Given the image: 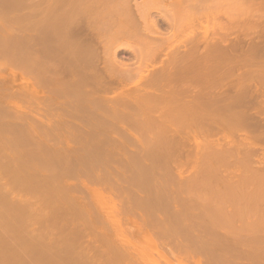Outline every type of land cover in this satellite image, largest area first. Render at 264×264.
Instances as JSON below:
<instances>
[{
	"label": "rangeland",
	"instance_id": "1",
	"mask_svg": "<svg viewBox=\"0 0 264 264\" xmlns=\"http://www.w3.org/2000/svg\"><path fill=\"white\" fill-rule=\"evenodd\" d=\"M19 1L20 0H0V264H71V261H73L72 264H142L144 262H142L137 256H135V253L133 254V252L137 248H139L140 250L144 249L146 250V252L150 253L148 257L149 259H151H148V261H150L149 264H264V210L255 208L241 211L238 209L239 207H235V209L233 207L232 209V206L229 207L230 203L227 197V202L229 204H227V202L225 201L226 198L224 196H227L225 190L224 193L223 191L219 192V188H212V186L210 187V185H207V183V186L205 185V187L203 184V187L202 185H200V183L196 182V180L200 178L198 170L201 171L198 166L196 167L197 170L196 168L191 169V164L186 163L184 166L182 165V167L179 166L181 168L180 169L178 167V163L177 166L175 163H173L176 162V160H178L177 162H179L178 153V155L172 153V158L177 159L172 160V158H170V160L173 161L171 162L169 160V154L167 155L166 152H163L167 150V145L169 144L167 143L168 140L165 137L166 132L161 128L160 124H156L158 126H152L151 121L148 120L152 114L149 113L150 111L148 112L147 106H141L142 108L144 107V110L141 108L143 110L142 111L138 110V105H140L139 101H131L132 99H134L132 97L131 99H122L120 97V99L118 97L115 98L117 92L116 90L120 88L119 86V88L117 87L118 89L115 87L117 83H111L114 95L112 94L113 92L111 91V89L108 90L111 91L110 93H108L107 91V95L108 97H110L108 100L106 98H98L94 100L89 97L87 98L86 96H84V94L81 95L80 93L79 95V92H76L77 89L75 91V88L74 90L72 89L73 87L70 89L71 92L65 95V89L63 93H61L58 89L57 91H55L56 88H59L61 90H63L62 87L65 88L64 82H62V79L60 78L62 76L60 73L61 71L60 69H58V72L57 68H55V72L59 74H53V76H57V78L53 76L52 78H54L55 83L59 79L56 86L60 82L62 83L61 86L58 85L57 87H55V83L52 82L53 79L51 78V81L49 80L47 83L49 85H47L45 89L47 90L46 95L48 92L49 93L47 98L45 95V100L43 102L40 101L41 97L42 99H44L42 95L41 97H39L36 92L30 91V87H32V85L40 86L37 79L38 77H40V70H45L48 73H51L54 70V66H56L55 64H58V59L61 60L59 54L62 50L58 49L54 54V51L52 50V44L54 40H58L59 37L63 34L62 32L64 31L62 30L65 28L62 29V27L69 26L67 25L69 23V19L72 23L70 24L73 25L78 21L82 22L80 20L81 18H84L83 21H86L89 16L91 18L94 17L91 15L95 13V18L97 20L101 19L100 22H102L103 20L106 21L105 18L107 17V15H109V19L112 14L114 15L116 13L115 15L117 17L115 20H113V17L115 16H111L113 22H115L117 18H120V20H124L128 15L127 14L125 16V12L127 9H125L124 12V7L121 8V6L125 5V2H127V0H123L124 4L121 0H98L97 4L100 1L102 2V5L95 4L94 6L93 4V8H91V2L95 3L93 0L90 2L89 0H73L74 2L71 0H69L70 2L68 0H58L63 4H56L55 2H58L57 0L55 2L53 1V3L55 4L54 6L51 5L52 7H54L55 9L57 8L58 10L63 9V11L60 10L61 12L58 10L55 11H58V13H63L65 11V13H59L57 16H60L57 17L54 16L55 13H51L52 10L49 12V15L47 11L44 12L45 14L47 13L48 17L46 15L45 17H47L48 23H46V28V24L43 26L46 30L42 28L45 31L43 34L46 35H44L45 38H42L43 40L46 39V41H44L46 42L45 44L41 43L43 44V46L40 44V37L43 32L42 29L40 30V22L42 23V21H46V18H42L44 20L41 19L43 14L40 12L42 11L41 7L45 9L43 7L44 5L41 3L43 1L32 0L33 2H28L27 0L24 2L21 0V4L19 3ZM44 1L46 2L47 0ZM66 1L71 5L68 6ZM106 1H108L109 3H107ZM136 1H144L137 2V4L140 3L144 6L147 5V7L151 6L152 3H156L154 5L155 7L159 6L158 11L157 8H153L154 6L152 8L150 7L152 10L154 9L153 11L151 10V15L152 17H154V20L155 18L157 19V23L164 33L162 35H165L169 40L172 36V33L170 32H175V28H171L173 26L171 25V19L173 20L175 18L171 16L173 15V13H169V11H172L174 7L173 9H171L172 7L170 5L168 7L169 0H166L167 3L165 2V0H129V3L131 2L129 8L133 7L134 4H136ZM146 1L150 2L147 3ZM261 1L264 2V0ZM22 2L25 4H22ZM64 2L67 5L68 9L64 6ZM157 2L159 4L161 2L162 3L159 5ZM215 2L218 1L216 0ZM263 2H255L256 4L254 6L256 7V11L253 9L251 11H255V14L250 12L251 14L249 16V11L246 13L242 12L243 14L240 12V15L244 16V18L240 17L237 22L233 21L234 23H232L229 19V22H231L232 24L228 22L226 16H220V13L218 15L216 14V18L220 16L219 18L222 19V21H220L224 23L225 21H227L228 24L226 23V25L231 27L230 32L226 34V37H224V34L215 33L217 31V28L214 29L213 26H215V24L213 23L214 20L216 21L218 18L216 19L214 16H212L211 13H209V16L206 17L208 14L205 11V13H202V11L200 10L203 15L207 14L203 17L200 11H195L199 15H193V13H195L193 12V10H189V12L192 11L190 13L187 11V13H181L178 10H174L176 13L175 15H181L180 17H182L181 19L185 23L186 21L187 23H189V16H195V20L197 17L196 15H198V19L202 18L201 20H199V25L198 22L196 23L199 27L196 25L197 28H194L195 30H198H196V32L198 33L195 32L196 35H194L193 32L192 34L191 32L189 33L198 38L200 37L199 39H201V37L202 39H204L203 37L207 36L205 37V39L208 38V40H212L215 36H218L219 38H222L223 36L224 38L228 39L227 41L229 42V46L233 45L234 43H242V45L246 47L252 45H260L262 47V51H260L256 56L257 63H252L250 58H244L243 56H240L238 65L231 67L230 71L223 72L222 74H220L221 77H218L214 79V81H211L209 83L210 85L212 84L217 87H226V90H229V100H232L231 96H233L234 94V85H238L240 83V80H242V83L245 84H261V94L250 99V101L256 102V104L252 106L251 110H253L254 113L256 110L257 113L254 114V117L259 118L257 120L261 119L260 122H263L262 124H264V106H262L263 102L261 105L258 103V101L264 100V75L252 77L249 72H251V70L254 68L264 70V10L262 11L263 13L261 12V9H264V5L262 4ZM49 3H45L46 10L48 9V7L49 9L52 8L50 7L51 3ZM47 4H49V6ZM118 4L120 8L119 6H117ZM169 4H173L171 3V0ZM60 5H62V8L59 7ZM100 5L102 6V10H100L101 8L99 9ZM174 5L175 4H173V6ZM218 5V3H215L214 5L212 4L209 6H211V9H213L214 7H218ZM63 6L67 9L68 12L69 8H71V10H73L74 12H71L70 10L71 15H69L70 13L67 15L66 9L64 10ZM71 6L73 8L76 6L77 10H74ZM104 6L106 7L107 11ZM127 7L125 6V8ZM94 8H96L95 11L99 9L100 13L99 10L96 13L93 10ZM114 8H117L116 10H118L119 12L115 11ZM89 9H92L90 10L92 12L89 13ZM103 9L105 10L104 12ZM110 9H112L114 13H112L113 11ZM135 9L137 14L131 9V11L133 12L132 15H135L133 17L138 20L136 21L133 17H131L132 20L134 19L137 23H139V21H142L141 23H139V27L145 26L143 23V21L145 22V20L142 19L138 14V8L136 7L133 10ZM179 9H181V7ZM106 12L109 13L106 15ZM122 12H124V16L121 14ZM50 13L53 15V17L57 18L55 25H52L50 23L51 21L56 19L52 18L53 20H51L50 16L52 15H50ZM74 13L77 17L74 16ZM102 13L105 14L102 15ZM237 13L239 15V12ZM260 13H262L263 16ZM65 14L67 15L66 18H64L66 16ZM99 14L102 16L100 17ZM210 14L212 17H210ZM183 15H188L189 18L186 19L187 16ZM200 15L202 17H199ZM238 15L236 16L238 17ZM63 18L65 19V21L68 19V23H65ZM139 18L141 19L139 20ZM207 18H209V24L205 23L206 21H208ZM211 18L212 25L210 24ZM252 18H256L254 19L256 20V23L254 22L252 24ZM96 19L95 21H97ZM127 19L131 20L130 17L126 18V21L124 20V26L129 24V21ZM61 20H63V22H61ZM179 21L177 22L179 23L178 26H183L184 28L180 27V29L182 28L181 30L184 29L186 30V32L183 31V33H179L178 35L180 29L178 26H176L179 31L176 30L178 32H176V34L172 36L173 39L169 40L173 43L174 41L175 43L179 42L176 43L177 46L171 42H168V40L166 41L165 36V39H163L165 40V42L171 43L173 44V46L175 45V51L178 50L180 52L181 50V52L183 53L186 48L184 47L185 44L188 43L187 46L190 48L193 45L192 42L190 44L188 42V40L192 39V37L188 35V24L186 23V26H188V28L186 27L185 29V24ZM201 21H204V23L202 22L203 25L201 24ZM174 22V25H176L177 23L175 20ZM238 22L240 24L242 23V26L240 29L234 30L233 27ZM63 23H65L66 25L62 26L61 24ZM204 24H207L209 26L211 25V27H206L207 25ZM210 28L212 31H210ZM128 29H130V27ZM140 29L145 30L143 29V27H141ZM140 29L139 32L142 31ZM213 30H215V32H213ZM206 31L207 34H204L206 33ZM105 32L101 33L102 36L108 34ZM139 34H135V36L138 35L141 37V34L143 35L146 33L142 31V33L140 32ZM147 34L144 36H149V32ZM108 35H110V33ZM108 35L105 36L106 39H108ZM111 35L109 37H112ZM125 35H119L118 39L119 41H121L120 44H122V42L128 43L129 41V43L132 42V46H130V44L128 43L127 46L125 45V47L122 44V47H118L119 49H116L118 52V56L119 58L122 57L125 62H128V65L131 61H134V63L132 62L130 66L133 67V71L138 68L140 72V69L146 67L142 65L143 68H139L141 64L138 65V52L137 54L134 52L138 50V45H144L145 48L146 45L144 43H139L140 41H138V39L140 40V37L137 36L136 38L133 36L134 34L130 35V33H126ZM186 35L190 37V39H185L187 38ZM152 36L154 37L155 35L152 34ZM237 36L239 38H242V41H237ZM121 37H123V39H121ZM124 37H126V39ZM128 37L134 39H131L132 41H130V39H127ZM149 37H151V35ZM216 37L214 39H216ZM102 39L103 38L100 39V43ZM183 39L187 40V43L183 41ZM168 43H166V46L168 48L165 47V49H167V51L169 52L171 44H169V47V45H167ZM165 49L163 51L166 52ZM41 50H43V54H45L46 58L41 53ZM202 51L203 49L200 52ZM165 52L163 54L164 58ZM133 53L136 54V56ZM170 54H172L171 51ZM159 55L156 57H154V55L149 56L152 57L154 61L152 58H150L152 60L148 61L146 59L148 62H145L150 64V61H152V63L154 62V65L158 64L159 62L163 63V61H159V59H165L161 57L162 55ZM173 55L174 54H172V56ZM42 56L44 57V59ZM135 57L136 59H134ZM149 57L147 58L149 59ZM55 59L57 60L55 61ZM136 60H138V62ZM41 63L44 64L42 69L40 66ZM152 63L150 65L148 64V68H150L151 65L153 66ZM52 64L54 65L52 66ZM135 64L138 65V67H136ZM45 65H47L46 67L49 69H47ZM102 65L104 66L103 62L102 64H100V66L103 67ZM133 65H135L136 68ZM144 65L147 66V64L145 63ZM135 71L137 72V70ZM132 76L134 77V75H131V80L129 77L127 80V82L130 84L134 80H132ZM135 76H137V74H135ZM138 77L139 76H137V78ZM119 84L121 83H118V85ZM28 85H30L28 88L30 89L29 92L28 89L24 90L26 89V87H28ZM49 86H51L50 89H47V87L49 88ZM120 86L123 85L121 84ZM131 86L132 87H130V91L131 89L135 88L133 83L131 84ZM51 88L53 90H51ZM119 90H121V88ZM39 93L40 92H38V94ZM132 94L136 96L134 93ZM91 100L93 101L91 102ZM128 100H130L131 102H128ZM125 101H127L129 104H124ZM131 103L133 104L131 105ZM104 106L106 107V109ZM92 107H94V111ZM91 109L92 112H90ZM135 109L138 112H136ZM125 111L129 119H127ZM86 112H88V115ZM139 112L142 116L144 115V120L146 122L148 121L147 124L144 125L140 123L141 120L142 123H146L143 120L142 116L141 118L140 116H138V119L134 118L135 116L140 114ZM132 113L135 116H133ZM58 114H60V116H58ZM97 114L100 116L97 117ZM83 116L84 118H81ZM68 117L69 119H72L67 120ZM60 118H62L63 120ZM125 119L129 120V123ZM136 119L139 120L138 123L140 125H138ZM75 120L76 122H74ZM61 121H66L65 124L67 123V127ZM121 121L124 123V125H126V127L128 126V128L126 129L127 131H125L126 127L123 126V123ZM131 121L134 123H131ZM30 123H33L34 126H32V124ZM71 123L74 124L75 127L71 125ZM130 123L131 125H129ZM150 124L152 127L150 126ZM101 125H103L104 127H102ZM111 126L112 128H110ZM129 126H131L132 128H129ZM149 126L151 127V129L153 128L156 131L157 135L155 134V131L152 132L153 129H147V127ZM224 127V129L219 127L216 128V131L218 130L217 132H220L219 134L220 137L222 136V138L223 134H225L224 136H227L228 134L226 133L234 130V128H231L232 126L229 128L227 127V125H225ZM261 127L262 126H260V128H251L252 134L256 136L259 135L258 133L264 132V128ZM97 128L101 132L98 131ZM129 129H133V132L130 133L131 136L128 132ZM214 130L215 129H213V131ZM240 131L243 132L244 130ZM189 132L188 134H185L188 137H186L187 139H189ZM217 132L216 134L219 136ZM203 133L204 132L202 130H197L194 131L193 134L195 138H198V140H200V142H204L205 146H201L203 142L200 143V148L202 147L201 149H205L206 147L210 148V146H208L207 144L209 142L207 141V139L209 138ZM133 134H136L135 138ZM214 134L215 133L212 132L211 134L210 132L209 137L212 135L214 136ZM216 134L215 137H217ZM235 135L234 136L237 137V140L238 138L240 139V137L237 136L236 131ZM137 136L138 138H136ZM161 136L163 137V140H161ZM157 137L158 139H156ZM192 137L190 136V139ZM205 137L207 138L204 141L203 138L205 139ZM220 137L217 138L220 139ZM165 138L167 142H165ZM158 140L161 141L157 142ZM189 140L188 142H186L187 144L191 143L190 146L192 147L193 145H196L192 144L195 141L191 139V142H189ZM222 142L226 145L228 144V141ZM261 143L264 144V142ZM259 150L260 151L258 152H260L259 154H261L262 157L263 149L259 148ZM166 156L168 157V159H166ZM181 164L182 163H180V165ZM175 168L177 170H175ZM203 170L205 171L204 168ZM177 172L179 174H177ZM181 172L185 173L182 174L184 175V178L182 177L183 179L178 176L181 174ZM192 172L194 173L191 175ZM196 174H198V177L196 176L194 179H192L191 177L193 175L195 176ZM222 189L224 188H220V190ZM70 190L72 193L70 192ZM215 192H217L218 194ZM219 193H222L224 195H220ZM98 204L102 206H100V209H97L99 208ZM223 205L225 207H223ZM53 209H55V211ZM220 209L223 211L220 212ZM215 211L217 213H220L217 214L215 213ZM92 214L95 217H93ZM58 215L60 216V218H58ZM109 217L110 219L112 218L111 221L113 220V218H120L121 221H119V223H121H117L120 226L114 225V223L111 224V221L109 223ZM103 218L106 220H104ZM94 219L98 220L94 221ZM116 226H118V228ZM79 236L82 237L80 238ZM91 237H93L94 239ZM71 239H73L72 242ZM84 239H86V241ZM66 240L68 242H66ZM101 240L102 242H104H100ZM125 240L126 242L128 241V243L130 242V245L126 243L129 245V250L131 248L132 250H134L132 251L131 255H129L131 252L129 253V250H126L127 246L124 243ZM76 241L79 243H77ZM91 241V245L90 243H85ZM74 242H76V244ZM83 242L86 247L84 245L82 246ZM114 242L119 248L123 246L121 247L123 249L121 250L120 248L121 251L118 250L119 248L117 249V247H115L116 250L113 249V246L115 245ZM119 243L122 244L120 245ZM102 245L103 247H101ZM110 245L111 247H108ZM83 247L89 249L84 250ZM100 247L102 248V250ZM81 248L83 250H81ZM90 248H93V250ZM110 249L111 252L113 250L112 253L109 251ZM78 250L80 251V253L78 252ZM90 250L92 252L95 251V255L92 254ZM98 251H100L101 254L104 253V255L102 254V257L104 258L100 256V253ZM124 251L127 255L124 253ZM121 252L122 254L119 255V253ZM81 254L84 256H81ZM91 255L95 257H92ZM106 256H108L109 258ZM133 257L135 259L137 257V260H139L141 263L139 261L136 263L135 261L137 260H134ZM79 258H82V261H80ZM90 258H92V261ZM93 258L95 260L97 259L98 261H93ZM101 259H103V261H106L103 262ZM133 260L134 262H132ZM60 261L62 263H60Z\"/></svg>",
	"mask_w": 264,
	"mask_h": 264
},
{
	"label": "bare ground",
	"instance_id": "2",
	"mask_svg": "<svg viewBox=\"0 0 264 264\" xmlns=\"http://www.w3.org/2000/svg\"><path fill=\"white\" fill-rule=\"evenodd\" d=\"M22 1L25 2L27 0H22ZM30 1L33 2L32 0H28V2H30ZM42 1L45 2L44 0H42ZM49 1H50L51 4L49 3ZM49 1L47 0L45 3H49L50 7L54 6L55 3L56 4L60 3V1H58V0H57L58 2H55L56 0H49ZM53 1L55 3H53ZM71 1H73V0H71ZM90 1H92V0H89V2ZM93 1L95 3L91 2V6L93 4H94V6H95V4L96 5H99V4L102 5V2H100L101 0L99 1L98 4H97L98 0L97 1L93 0ZM109 1H112V0H109ZM121 1L124 4L125 0L124 1L121 0ZM130 1H132V0H130ZM215 1L216 0H171V3L175 4L173 6V4H169V2H170V0H169L168 1V7H169V5L172 7L171 9H173V7H174V9L172 10L173 12L168 7L167 8L170 10L169 13L170 14L173 13V15L176 14L175 11H177V10L179 12H181V13L186 12V11L189 12V10H193V12H195V11L198 12V11L201 10L202 13L205 11L208 14V15L204 14L205 16L207 15L206 17H208L209 13H211L212 16H214L215 18H216V14L218 15L220 13V16L224 15V16L227 17L228 22H229V19H230L231 22L234 23V22H237L240 17L244 18V16L240 15L242 12L246 13V12L249 11V16H250L251 13L255 14V11H256L255 8L256 7L254 5L256 3L263 2L261 0H217L218 2H215ZM43 2H41V3L44 5L43 7L45 9H43L41 7L42 11H40V12L43 13L41 19L42 18H44V19L46 18L45 20L47 21V17H48L47 13L49 15V12L51 10H52L51 11L52 14L55 13L54 16H57L61 11H63V9L62 10L60 9L61 10L60 11L57 8L55 9L54 7L49 9V7H48L49 4H47L48 5L47 6L48 9L46 10L45 3H43ZM69 2H67L68 6L71 5V4H69ZM106 2L109 3L108 1H106ZM137 2H144V1H136V4H137ZM148 2H150V1H148ZM165 2H166V0H165ZM165 2H163V3H165ZM19 3L21 4V0L19 1ZM117 3H118V1H117ZM210 3H212L213 5L215 3H218L219 5H218V7L212 6V7L216 8V9L213 8L214 9L213 10V9H211V6H209V5H212ZM22 4H25V3L22 2ZM64 4H65V2H64ZM104 4H106V3H104ZM123 4H120V5H123ZM130 4H131V2L129 3V0H127V2H125V5L121 6V8L124 7V9H123L124 12H125V9H127L126 12H128V13L125 12V16L128 14L126 18L130 17V19L132 20L131 17L135 16V15H132L133 14L132 11L136 12V9L135 10H133V9L137 7L138 8L137 10H139V13H138L139 16L142 19L145 20V22L143 21L145 26H141L145 30L140 29L141 27L138 26L139 23H141L142 21L141 22L139 21V23H137L136 21L138 19L136 20L134 17L133 18L136 21L134 19L132 21L127 19L129 21V24L128 23L127 24L129 25L130 29H128L129 28L128 25L124 26L125 25L124 22L126 21L125 20L126 18L124 19L125 21L122 20V19L120 20V18H117V20L119 19L118 21H123V22H118L117 20L115 22H113L112 21V17H111L113 14L108 19L109 15H107V14L109 12H106V15H107V17L105 18L106 21L103 20L102 22H100L101 19H98L99 20V23H98V20L95 18V15H94L95 14L94 11H95L96 8L93 9L94 10L93 11L94 14L91 15V16H94V17L91 18L89 16L90 15L89 14L88 15L89 17L86 19V21L85 20L83 21L84 18L83 19L81 18L80 20L82 22H79L78 21L79 18H78L77 21L79 23L77 21H75L78 24L76 23V24L71 25L72 23H71L70 19L69 20L67 19L69 21V23H68L67 20L65 21V19H64V18L67 17V15L70 13V10H71V8H69V12H68L67 11L68 7L65 4L64 6L67 7V9L64 6H63V8H64V10L66 9V14L67 15L65 14L66 16L65 17L63 16L64 17L63 20L65 21V23L67 22L68 23L67 25H69V26H65L66 25L65 23H63L64 25L61 24L62 26H65V27H62V29L65 28V29L62 30L64 32H62L63 34L61 33L62 35L59 37V39L58 40H54V42L52 44V50L54 51V54H55L56 50H58V49L62 50L61 53L59 54L60 57H61V60L58 59V61H59L58 64L54 63L56 66H54V70L52 69L53 71L51 73H48L45 70H40L41 71V73H39L40 77L37 78L38 79V83L40 84V86L32 85V87H30V89H31L30 90V89H28L30 85H28V87H26V89H24V90L28 89V92H29V90L32 91V92L34 91V92L37 93V95L39 97H41V95H42L43 98H44L45 95H46V91H47V90H45L46 86L49 85V84H47L48 81L49 80L51 81V78H52L53 74L54 75L59 74V73L55 72L56 71L55 68H57V71H58V69H60V71H61L60 73H61L62 76L61 77L59 75L58 76L62 79L61 81L64 82V85H65V88L62 87L63 90H61L59 88H56L55 91H57V89H58L61 93H63V91L65 89V92H66V93L64 92L65 95H67V93L69 94V92H71L70 89L73 87L72 89L74 90V88H75V91L77 89L76 92H79V95H80V93H81V95L84 94V96H86L87 98L89 97V98H91L93 100L94 99H98V98H101V99H105L106 98L108 100L110 97H108L107 94L112 91L111 83H115V84L117 83V85L116 86L114 85V86L116 88L119 86L121 88V90H119L120 89L119 87H118L119 89L117 88L119 91L116 90L117 92H116L115 98L116 97H118V98L120 97L122 99H125V98L131 99V97L134 98L131 101H133V100L134 101H139V103H140V105H138L139 106L138 110H142V109L144 110V107L147 106L148 112L150 111L149 113L152 114L150 118L148 117L149 118L148 120L151 121L152 126H155L156 124H158V125L160 124L161 128L166 132V136H165V134H164V136L167 138L168 142H167L166 138H165V140H166L165 142H167L169 144L167 145V150H165L163 152H166L167 155L169 154L168 155L169 156V160H170V158H172V156H171L172 153L176 154V155L179 154L178 155L179 156V162H177L178 161V160H176L177 158H172V160L175 159L176 162H173L172 160H170L171 162L175 163L176 166H177V163H178V167L179 166L182 167V165L184 166L186 163H190L191 167H192L191 169H194V168H196L198 166V168H200V170H201V171L198 170V174H199V177L201 179L200 178L197 179L196 182L200 183V185H202V186H203V184L205 186L206 183H207V185L209 184L210 187L212 186V188H216V189L219 188V192L223 191V193H224V190H225L226 191L225 193H226L227 196H224V197L228 198V201L230 203L229 207L232 206L231 207L232 209H233V207H234V209H235V207H237V208L239 207L238 209L241 210V211L255 209V208L264 210V192H263L264 191V144L261 143V142H264V132H262V133L260 132V133H258L259 135H256V136H254L252 134V132H251V128H260V126H262L261 128H264L263 127L264 124H262L263 122L262 123L260 122L261 119L257 120L259 118L254 117V114L257 113V112L255 110V113H254V111L251 110V109H252V106L256 104V102L250 101V99L254 98L257 95L259 96L261 94V91H260V85L261 84H255V85L254 84L253 85L245 84V83H242V80H240V83L238 85L237 84L234 85V94H233V96H231L232 100H229L230 99L229 98L230 97L229 96V90H226V87H222V86L221 87H217L215 85H212V84L210 85L209 84L211 81H214V79H216L218 77H221L220 74H222L223 72L230 71L231 67L238 65L239 64L238 60H239L240 56H243L244 58H250L252 63H255L256 60H257L256 56L258 55V53L260 51H262V47L260 45H252V46L246 47V46L242 45V43H234L233 45L229 46V44H228L229 42L227 41L228 39L224 38V37H226V34H228L230 32L231 27L226 25V23H227V21H225L226 19L224 20L225 23L221 22L222 19L219 18L220 16L217 17L219 20L217 18H216L217 19L216 21L214 20L213 24H215V26H213V27H214V29L217 28V31L215 32V30H213V32H215L216 34L217 33L224 34V37L222 36V38H219L217 36L218 37L217 38L215 36L216 39H214L215 38L214 37L212 40L211 39L208 40V38L205 39V37H207V36H204L203 37L204 39H202V37H201V39H199L200 37L198 38L196 36L191 35L192 32L194 33V35H196V33H198V32H196L197 29L195 30L194 28L195 27L197 28V26L200 23L199 20L202 19V18L198 19V15L199 14L197 12H195V13H193V15L198 14V15H196L197 16L196 20L194 18L195 16L194 17L193 16L192 17L189 16L190 17V21L188 20L189 23H187V21H186V23L188 24L189 28L192 29V30H190L188 28V26H186L187 24L181 19L182 18V17H180L181 15H177V16L176 15L175 16L171 15L173 18H175L173 20L171 19V21H172L171 25H173V26L171 27V25H170V27L173 28V29L175 28V32L174 31L170 32V33H172L171 35L174 36L176 34V32L179 31L180 27L184 28L181 25L178 26L179 23H177L179 20L180 21L182 20L181 23L185 24L184 25L185 29L187 27L188 28L187 31L189 30L188 31V35L190 37H192V39H190V37H188L186 35L187 38H185V39H188V38L190 39V40H188L189 44L192 42L193 46L191 48L187 46V44H188L186 42L187 40L183 39V41H185L187 43V44H185L186 46L184 45V47H186L185 51L182 53L181 50H180V52L178 50H176L177 51L176 52L175 51V49H176L175 45H176V43H179V42L175 43V41L173 40L174 41V43H173V42L169 41V40L173 39L172 36L168 40L167 37L164 35L165 38H166L165 39L164 36L162 35V34H164L163 31H162V29H160L159 24L157 23V19L155 18V20H154V17H152V15H151L152 14V12H151L152 9L151 8L156 3H154V4L152 3V5L149 6V7H147V5L144 6V5L140 4V3H138L139 5L138 4L137 5L134 4V6H133L134 8L133 7L129 8ZM262 4L264 5V2ZM26 5H27V2H26ZM101 5H100V7L98 6L99 9L101 8L100 10H102V6ZM135 5H136V7H135ZM117 6H119V4ZM125 6L126 7L128 6V7L125 8ZM55 7H56V5H55ZM59 7L62 8V5H60ZM158 7L159 6H156V7L154 6L153 8L154 9L157 8V11H158ZM180 7H181V9H179ZM76 8L77 7L75 6L73 9L77 10ZM91 8H93V6ZM119 8H120V6H119ZM105 9H106V7H105ZM112 9H110V10H112ZM116 9L114 8L115 11H118ZM131 9H132V11H131ZM252 9L255 10V11L251 12ZM259 9H261V8H259ZM55 10H58L60 12L58 13V11L56 12ZM90 10H92V9H89V13L92 12ZM98 10L95 11V12L97 13ZM100 10H99V13H100ZM263 10L264 9L262 8L261 12ZM46 11H47V13L45 14L44 12H46ZM72 11L73 10H71V12ZM104 11L105 10L103 9V12ZM106 11H107V9H106ZM121 11H122V9H121ZM201 11H200V13H201ZM236 11L239 12V15H238V13ZM124 12L121 13L123 16H124ZM190 12H192V11H190ZM51 13H50V15H52ZM64 13H65V11L63 13H60V14H64ZM112 13H114V11ZM186 13H184V14H186ZM262 13H260V14H262ZM104 14L102 13V15H104ZM115 14L113 15V16H115V17H113V20H115L116 17H117ZM136 14H137V12H136ZM177 14H178V12H177ZM211 14H210V17H212ZM263 14H262V16H263ZM45 15L47 17H45ZM69 15H71V13ZM102 15H100V17ZM204 15H203V17H204ZM236 15H238V17ZM247 15H248V13H247ZM59 16H57V17H59ZM74 16H76V14ZM74 16H72V17H74ZM153 16H154V14H153ZM183 16H187L186 19L189 18L188 15H183ZM50 17H51V20L56 18V17H53V15L50 16ZM78 17H81V16H78ZM100 17H98V18H100ZM118 17H119V14H118ZM176 17H179V18H176ZM199 17H202V16L200 15ZM206 17H205V19H206ZM223 17H221V18H223ZM70 18H71V16H70ZM94 18L97 21H95ZM141 18H139V20ZM44 19H42V20H44ZM102 19H103V17H102ZM168 19H169V17H168ZM197 19H198V21H197ZM207 19H208V21H206L205 23L209 24L208 23L209 22V18H207ZM252 19L253 20H251V21H253L252 22V24H253L256 21V20H254L256 18H252ZM54 20L50 22L52 25L56 24L57 18L54 19ZM63 20H61V22H63ZM174 20L177 23L176 25H174L175 24ZM257 20H258V18H257ZM46 21H44V22L42 21V23L40 22V26H41L40 30L42 28L45 29L47 27L46 23H48V21L47 22ZM197 22H198V25L196 24ZM202 22L204 23V21H201V24H202ZM210 22H211L210 24L212 25V18H211ZM231 22H229V23H231ZM45 24H46V26L44 28L43 26ZM207 24H204V25H207ZM211 25L210 26L207 25L206 27H208V26L211 27ZM176 26H178L179 29H177ZM241 26H242V23L240 24L238 22V23H236L234 25L233 29L234 30L240 29ZM138 27H139L140 30H142L146 34L149 32V36L151 35V37L144 36L146 34H143V35L141 34V37L137 35L138 37H140V40L138 39V41H140L139 43H141V44L144 43L146 45V48H145L144 45H140L139 46L138 45L139 43H138L137 44L138 47L136 46L138 50H136L134 52L136 54L138 52L137 56H139V58L138 57L137 58H138L140 63L138 62V60H136V61L138 62V65L141 64L139 68H143V66L146 67V68L140 69L141 71L139 72L138 68L135 69L136 67H138V65L135 64L136 67H135V65H133L135 67L134 69L137 70V72H138L137 73L135 70H134L135 71L134 72L133 71V67L130 66L132 64V62L134 63V61L130 62V60H129L130 64L128 65V62H125V60H123L122 57H121L122 59L119 58L118 52H117L116 49L118 47H122V44L124 46L125 45L127 46V44L129 43L128 40L130 39V41H132L134 39V38L132 39V38L128 37L127 38L128 39L127 40L128 43H123L122 42V44H120L121 41H119V39H118L119 35L120 34L125 35L126 33H128V34L130 33V35L134 34L133 36L137 38V36H135V34H139L140 32L142 33V31L139 32ZM181 29L178 32V35H179V33H183V31L186 32V30H184V29L181 30ZM56 30H57V28H56ZM105 30H106V32H105ZM176 30H178V31H176ZM204 31H205V29H204ZM210 31H212L211 28H210ZM44 32L45 31L43 30L42 35L40 34L41 37L39 36L41 38L40 39V44L41 43H44V44L46 43V42H44V41H46V39L45 40L42 39V38H45L44 37L45 34H43ZM102 32H105V33H108V34L110 33V35H111V32H112V35H111L112 37H109L110 35L107 34L108 35V39H106L105 36H107V35L105 34V36H102V34H101ZM190 32H191V34H189ZM152 34L155 35V36L153 37ZM204 34H207V31ZM103 35H104V33H103ZM104 37H105L106 40L104 39ZM168 37H170V36H168ZM101 38H103L105 40L104 41L102 39V41H101L102 44L100 43V39ZM124 38L126 39V37H124ZM163 38L166 41L168 40V42H171V43H173L175 45L173 46V44L165 42V40ZM121 39H123V37H121ZM236 39H237V41H242L241 40L242 38H239L238 36L236 37ZM163 40H164L165 43L163 42ZM191 40H193V41H191ZM117 41H119V42H117ZM122 41H124V40H122ZM131 43H129L130 46H132ZM166 43H168L167 45L171 44L170 50L168 49L169 52L167 51V49H165V47H167ZM184 43H182V44H184ZM41 45L43 46V44H41ZM101 46H102L103 49L101 48ZM169 47H170V45H169ZM200 47H202V48H200ZM132 48H134V47H132ZM164 49L166 50L167 53L165 51H163ZM200 49L201 50L203 49V51L200 52L201 51ZM43 50H45V49H43ZM43 50H41L42 54L44 53ZM162 51H163V54L165 52V58L163 57ZM170 51L172 52V54H174L173 56H172V54H170ZM159 52H161V53H159ZM158 53L161 54L162 56L159 55ZM180 53H182V54H180ZM136 54H134V55L136 56ZM151 54L154 55V57L159 55V56L163 57L166 61L162 60V59H159V61L161 60V61H163V63L159 62L158 63L159 65H158V64H156V62H157L156 61L155 64L158 65V66L154 65L153 64L154 62L152 63V61H150L153 64V66L151 65L150 68H148V64L149 63H147V62L149 60L153 59L152 57H149V56H152ZM43 55L45 57V54H43ZM44 57H43V59H44ZM56 57H57V55H56ZM147 57H149V59ZM150 58H152V59H150ZM134 59H136V57ZM56 60L57 59H55V61ZM53 61H54V59H53ZM53 61H52V63H53ZM145 61H147V62H145ZM153 61H154V59H153ZM102 62L104 63L105 67L103 65H102L103 67L100 66V64H102ZM144 63L147 64V66L144 65ZM263 63H264V60H263ZM54 64H52V66ZM43 65L44 64L41 63V65H40L41 69L43 68ZM47 65H45V67ZM45 67H44V69H45ZM48 67H50V66H48ZM226 68H228V69H226ZM47 69H49V68H47ZM132 71H133V73H132ZM135 74H137V76H139V77L137 78V76H135ZM249 74L252 77H255V76L257 77L258 75H264V70L263 69H259V68H254V69L251 70V72H249ZM131 75H134V77L132 76V80L134 79L132 83L135 86V88L133 87L134 89H131V91L133 90L132 92L130 91V87H132L131 86L132 83L130 84V83L127 82L128 77L130 78ZM53 77L57 78V76H53ZM135 77H136V80H135ZM52 79H53L52 82H54V78H52ZM58 80L57 81L55 80L56 81V83L54 82L55 84L54 83H51V84H54L55 87H57L58 85L61 86L62 85L61 82H60L61 84L59 83L56 86ZM130 80H131V78H130ZM118 83H121L123 86H120L121 84L118 85ZM129 84H130V86H129ZM51 86H53V85H51ZM51 86H49V88L47 87V89H50ZM127 86H129V87H127ZM110 89H111V91H108ZM51 90H53V89L51 88ZM51 90H49V91H51ZM73 90H72V92H73ZM107 91H108V93H107ZM32 92H30V93H32ZM38 92H40L39 93L40 95L38 94ZM48 93L46 95V98L48 96ZM132 93H134L136 96H134ZM112 94L114 95V92ZM56 95H57V92H56ZM113 95H111V96H113ZM41 99H42V97H41ZM41 99H40L41 102H43L45 100V98L42 99V100ZM93 100H91V102ZM129 101L130 100H128V102ZM84 102H85V100H84ZM126 102L127 101H125L124 104L128 105L129 103L128 102L126 103ZM262 102H263V105H262ZM89 103H90V99H89ZM258 103L261 104L262 106H264V100H259ZM106 104H108V103H106ZM132 104L133 103H131V105ZM90 106H94V105H90ZM141 106H144V107L142 108ZM84 107H83V109H84ZM131 107H130V109H131ZM92 108H93V111H94L95 110L94 107H92ZM128 108H129V106H128ZM147 108H146V110H147ZM105 109H106V107H105ZM88 110H89V108H88ZM135 111H136V109H135ZM90 112H92V109H91ZM123 112H124V110H123ZM136 112H138V111H136ZM144 112H142V113H144ZM86 113L88 115V112H86ZM125 114H126V111H125ZM94 115H96V114H94ZM132 115H133V113H132ZM58 116H60V114H58ZM98 116H100V115L97 114V117ZM120 116H122V115H120ZM123 116H125V115H123ZM133 116H135V115H133ZM138 116H140V118H141V116H142L141 113L139 115L135 116L134 118L138 119ZM126 117H127V114H126ZM81 118H84V116L81 117ZM142 118L144 120V115L142 116ZM60 119H62V118H60ZM65 119H66V117H65ZM68 119H69V117L67 118V120ZM70 119H72V118H70ZM119 119H120V117H119ZM127 119H129V118L127 117ZM137 119H136V121L138 123L139 120H137ZM125 120H122V121H125ZM66 121H61V122H63V124H65ZM126 121L128 122L129 120H126ZM141 121H140V123L144 124V125L147 124V122H148V121L146 122L144 120L146 123H142ZM74 122H76V120ZM79 123H80V121H79ZM122 123H119V124H122ZM131 123H134V122L131 121ZM131 123L129 125H131ZM30 124H32V126H34L33 123H30ZM81 124H83V123H81ZM151 124H150V126H151ZM65 125L67 127V123ZM71 125L74 126V124H72V123H71ZM103 125H101V126L104 127ZM138 125H140V124L138 123ZM158 125H156V126H158ZM225 125H227V127H229V128L232 126L231 128L232 129L234 128V130L230 131L231 133L230 132L226 133V134H228L227 136H224L225 134H223V138H222V136L220 137V134H219L220 132L218 133L217 132L218 130L216 131V128H218V127L219 128H223ZM79 126H81V125H79ZM107 126H108V124H107ZM123 126L126 127V125H124V123H123ZM150 126L147 127V129L150 128V130H152L153 128L151 129L152 126L151 127ZM130 127L131 126H129V128ZM82 128H83V126H82ZM98 128H97V130H98ZM110 128H112V126ZM121 128H123V127H121ZM127 128H128V126L125 128V131H127L126 130ZM213 129H215L214 131H216L219 134V136L216 134V132L213 131ZM132 130H130V129L128 130L129 134L133 132ZM197 130H202L204 132L203 134H205L209 138V139H207V141H209L207 144H208V146H210V148L209 147H206V148L204 147L205 149H201L202 147L200 148V143H202L203 141L200 142V140H198V138H195L194 134H193L194 131H197ZM240 130H244V131L242 132ZM85 131H86V129H85ZM92 131H96V130H92ZM98 131H100V130H98ZM153 131H155V130L153 129L152 132ZM189 131H191V132H189ZM235 131L237 133V136L240 137V139L238 138V140L236 139L237 137H235L236 136L235 135ZM188 132H189V139H190V136L191 137L193 136L191 139L193 141H195L192 144H196L197 146L193 145V147H192V146H190L191 143H188L189 145L186 143V142H188L189 139H187L188 137L185 134H188ZM210 132H211V134H212V132L215 133L217 137H220V139L215 137V134H214V136L212 135L213 138H212V136L209 137V133ZM121 133H123V132H121ZM206 133H208V134H206ZM155 134H156V131H155ZM231 134H233V135H231ZM133 135H134V138H135L136 134H133ZM130 136H131V134H130ZM207 137H205V139L203 138V140L205 141ZM224 137H226V138H224ZM136 138H138V136ZM159 138H160V136H159ZM162 138L163 137L161 136V140H163ZM156 139H158V137ZM191 139L189 140V142H191ZM161 140H158L157 142H160ZM222 141H224V142L228 141V144L226 145ZM154 143H156V142H154ZM203 144H204V142H203ZM203 144L201 146H205V144L204 145ZM262 144H263V146H262ZM162 146H160V147H162ZM196 147H198V148H196ZM259 148L263 149V154H262L263 156L262 157H261V154H259L260 152H258V151L261 150V149L259 150ZM195 149H197V150H195ZM177 150L180 151V152H178ZM170 152H171V154H170ZM174 152H176V153H174ZM163 157H164V155H163ZM174 157H175V155H174ZM166 159H168V157ZM180 163H182V164L180 165ZM170 165H171V163H170ZM203 168L205 169V171L203 170ZM175 170H177V169L175 168ZM196 170H197V168H196ZM192 171H194V170H192ZM178 172H177V174H179ZM193 173L194 172H192L191 175ZM182 174H185V173L181 172V174H180L181 176L180 175H178V176L180 178H182L184 176ZM198 174H196L195 176L193 175L194 177L193 176L192 177L190 176V177L192 179H194L196 176L198 177ZM222 187L224 189L220 190V188H222ZM70 192H71V190H70ZM215 193H217V192H215ZM220 195H224V194L221 193ZM223 198H222V200H223ZM227 198L225 199L226 202H227ZM166 201H168V200H166ZM229 203L227 202V204H229ZM98 205H99V208H97V209H100L102 206L100 204H98ZM225 205H226V203H225ZM223 207H225V206L223 205ZM237 208H236V210H237ZM53 210L55 211V209H53ZM65 210H68V209H65ZM217 210H219V209H217ZM221 211H223V210L220 209V212ZM89 212H91V211H89ZM215 213H217V212L215 211ZM219 213H217V214H219ZM53 214H55V213H53ZM92 216H93V214H92ZM93 217H95V216H93ZM97 217H99V216H97ZM58 218H60V216ZM100 218H102V217H100ZM108 219H109V223H110L112 218L110 219V217H109ZM119 219L120 218H118V219L117 218H113V220L111 221V224L114 223V225L120 226L119 224L121 222L119 223V221H121V219L120 220ZM97 220L94 219V221H97ZM104 220H106V219H104ZM99 221H100V219H99ZM117 223H119V224H117ZM118 226H116V227L118 228ZM93 237H95V236H93ZM93 237H91V238H93ZM100 239H101V237H100ZM72 240L73 239H71V242H72ZM84 240L86 241V239H84ZM89 240H90V238H89ZM79 241H80V239H79ZM66 242H68V241L66 240ZM76 242H74V243L76 244ZM100 242H102V240ZM119 242H121V241H119ZM77 243H79V242H77ZM85 243H90V245H91L92 241L91 242H85ZM124 243L127 246V248L125 247L126 250L127 249L129 250L128 247L130 245V242L128 243V241L126 242V240H125ZM126 243H128L129 245L126 244ZM114 244L115 245L113 246V249L116 250L115 247H117V249H118L119 247L116 246L115 242H114ZM71 245H73V244H71ZM83 245L85 246L84 242L82 243V246ZM89 247H91V246H89ZM101 247H103V245ZM108 247H111V245L108 246ZM121 247H123V246H121ZM120 248L118 250H120ZM85 249H87V248H84V250ZM90 249L93 250V248H90ZM122 249L123 248H121V250ZM137 249H135V251H134L131 248L130 249L131 251L129 250V253L131 252L129 255H131L132 251H134L133 254L135 253V256H137L145 264H149L150 261H148V259H149L148 257L150 255V253L146 252V250H144V249L143 250H140L139 248H137ZM81 250H83V249L81 248ZM101 250H102V248H101ZM109 251L111 252V249ZM78 252L80 253L79 250H78ZM94 252H92V254H94ZM98 252L100 253V251H98ZM112 252H113V250H112ZM111 253H109V254H111ZM124 253H125V251H124ZM96 254H97V251H96ZM102 254L104 255V253H102ZM102 254L100 253L101 257H102ZM120 254H122V252L119 253V255ZM125 254H123V255H125ZM105 255H107V254H105ZM81 256H84V255L81 254ZM91 256L95 257L93 255H91ZM106 257H108V256H106ZM137 257H136V259L134 258V260H137ZM102 258H104V257H102ZM79 259H80V261H82V258H79ZM90 259L92 261V258H90ZM96 260L94 259L93 261H96ZM101 260L103 261V259H101ZM134 260L132 262H134ZM149 260H151V259H149ZM61 261H60V263L63 262V261L62 262ZM105 261H103V262H105ZM138 261L139 260H137L135 262L137 263ZM71 262L73 263V261H71ZM144 263H142V264H144ZM102 264H106V263H102Z\"/></svg>",
	"mask_w": 264,
	"mask_h": 264
}]
</instances>
